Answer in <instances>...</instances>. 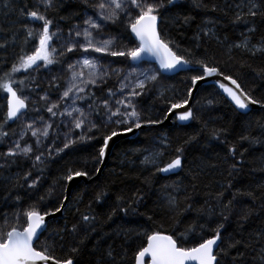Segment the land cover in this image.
I'll return each instance as SVG.
<instances>
[{"label": "snow or ice", "instance_id": "obj_1", "mask_svg": "<svg viewBox=\"0 0 264 264\" xmlns=\"http://www.w3.org/2000/svg\"><path fill=\"white\" fill-rule=\"evenodd\" d=\"M23 2V0H21ZM68 2L79 3L83 6L82 12L76 15L81 19L71 24L67 31L61 27L59 21H67V17L61 16L56 20L54 13L58 12V4ZM192 7L204 13H222L224 16L232 12L229 23L233 26L244 25V31L239 33L238 40L230 41L227 35H221L217 26L227 27L219 19L206 16L203 26L198 27L193 39L197 42L196 47L200 48V41L206 38L207 41H215L225 47L232 58V53L239 51L243 54L255 57L260 54L264 57V37L254 40L258 32L257 18L264 21V0H224V6L213 0H191ZM5 7H11L10 4ZM184 4L182 0H36L33 8H13L12 11L18 14L21 30L23 32V45L32 44L29 51L21 46L20 52L16 55L10 67L3 70L0 75V91L6 93V112L0 117V144L10 142L6 151L0 152V168L11 167L18 161H31V168L21 175L5 178L14 181L12 188L25 189L29 195L39 189L42 180V173L47 167V162L65 150L72 148L78 143L94 144V155L91 157L93 164L92 172L87 168L67 167L59 178L53 182L44 195H39L36 203H30L26 208L23 206V198L20 194L13 195L12 190L4 186L0 191V205L14 207L11 212L0 210V264H79L74 261L73 255L58 256L55 254V239L64 240V234L70 235L75 241L68 251L79 255L86 241L92 233H97L101 226V218L94 210L81 213L77 206L83 197L79 193L68 192V186L76 179L85 178L94 180L98 176L105 161L113 155L112 144L117 138L133 134L138 130L155 129L175 113L174 121L181 124L184 122L199 120V116L190 107L193 93L199 91L198 85L201 82L207 84L210 77H216L213 84L234 106L236 113L242 117H250L252 106H259L264 110V99H257L249 90L242 85L239 77H235L222 70L219 61L207 52L203 58L195 59L191 50L181 48L178 43L167 35L163 25L168 19L173 23L179 21L187 26L195 17L181 11ZM42 9V10H41ZM175 10V11H173ZM91 12V14H89ZM112 25H122L126 36L121 37L106 35L105 29ZM3 29H0L2 32ZM19 32H12L11 37L2 36L0 49H6L9 39L16 44ZM118 39H130L132 46L118 44ZM77 53L81 58L73 61L72 56ZM87 53L88 55H83ZM93 53L101 54L93 56ZM69 54H72L70 56ZM123 57L134 63L130 72L123 74L121 69H110L103 63V58ZM155 61L158 69L148 68L137 71L142 64ZM53 66H60L61 71H67V78L59 75H47L54 71ZM188 66H198L199 74L191 75L188 78L189 86L183 98L166 100L167 108L163 117L152 118L142 115L137 109V98L145 94L149 84H154L163 72H174L178 69H185ZM243 66V65H242ZM196 71L195 67L191 68ZM21 74V78H17ZM37 76L47 79V89L59 90V96L53 100L50 92L41 87ZM257 76L264 79V71L257 72ZM116 77L119 80L120 98L115 99L117 92L111 88L106 90L105 98L97 96V91H104V85L108 80ZM64 80V87L61 89L58 81ZM40 89V92L36 90ZM35 93L36 99L32 100ZM42 93V94H41ZM212 100L208 101L211 105ZM31 104V107H30ZM83 104V106H81ZM39 105V107L37 106ZM48 114L45 119L43 114L29 115L32 113ZM57 121H59L57 123ZM255 125L261 130V135L253 136L250 131L239 136L241 144L247 143L248 148L238 151L235 144H228L227 128H213L210 137L227 145V175L233 177L239 174L247 164H255L253 171L264 172V151L256 156L254 160H245V154L249 149L254 151L264 149V120H256ZM16 125L19 129L12 128ZM252 121H245V128L250 129ZM7 126V130H5ZM61 127L68 131L63 133L62 146L57 147L55 141L60 140ZM207 128V123L204 125ZM79 130L76 137L73 133ZM55 133V135H52ZM34 138L32 143L28 139ZM224 138V139H222ZM198 137L189 136L182 144L172 147L167 136L160 139L161 147L155 151H149L144 155L141 163L151 166L154 169L152 175L163 173H179L184 170L187 156L186 146L196 143ZM46 141L48 143H46ZM171 150L175 155L161 166V161L166 151ZM147 151V150H145ZM127 152L124 153L126 157ZM229 158L230 161L229 162ZM203 166L218 167V165ZM33 169L37 175H33ZM123 174V173H121ZM31 178V179H30ZM192 181L196 176L191 177ZM23 181V182H22ZM149 176H145L142 183L150 184ZM59 186L62 191L58 199V206L54 210L41 211L40 203L53 198L54 189ZM221 191L213 199L214 205L205 208H198L196 211L201 216V221L189 224L182 231H173L171 234L153 230L148 232L142 229L122 230L117 227L112 233H103L96 240L94 252L101 256L94 264H118L112 246L100 252L101 241L106 236L117 235L127 238L135 233L136 237H143L144 240L134 253V264H223L225 258H230L231 264H238L243 259L244 253L239 251L250 245L242 238H237L225 231V223L233 212L234 201L238 197H247L251 200L257 199L258 192L264 196V184H258L255 189L233 190L231 179L221 184ZM166 189L171 187L172 191L166 195V205L173 218L180 216L184 211L192 209L191 204H186L180 199L181 192L187 193V189L181 185H165ZM195 189V183L192 184ZM231 191V198L225 200V192ZM6 192V194H5ZM107 191L101 189L95 196L96 203H102L107 196ZM115 208L106 216L105 221H111L117 210L124 215L138 214L139 205L144 202V195L137 190L132 197L116 198ZM72 204L75 212L79 214V220L70 226L65 224L64 228L49 234L48 241H42L41 237L48 232L46 218L56 213L68 211V205ZM253 213L248 211L240 217L241 225L246 223ZM21 216L24 222L20 223ZM149 220L152 217H148ZM208 233L209 235H206ZM191 234L192 239H188ZM264 233L258 234L259 240ZM63 250L64 245L60 244ZM236 249V255L231 256L232 250ZM260 264H264V246L261 247ZM124 260V256L120 257Z\"/></svg>", "mask_w": 264, "mask_h": 264}, {"label": "trees", "instance_id": "obj_2", "mask_svg": "<svg viewBox=\"0 0 264 264\" xmlns=\"http://www.w3.org/2000/svg\"><path fill=\"white\" fill-rule=\"evenodd\" d=\"M35 2L36 0H23V2L21 0H0V29H3L0 32V37L8 36L10 38L13 31L20 33L16 44H13L11 39H9L8 47L0 49V75H2L3 70L10 67L16 55L20 52L21 46H24L26 51L32 48L31 43L23 45V32L19 17L12 9L24 7L25 4L31 9ZM182 2L184 7L181 11L195 17V19L187 26L182 25L179 21L173 23L171 19H168L163 25L167 35L174 39L182 49L191 50L195 59L203 58L206 49L208 53L219 61L222 70L235 77H239L246 90H249L257 99H264V79L257 76V72L264 71V57L260 54L252 57L235 51L232 53V58L229 59L227 49L217 44L214 40L209 42L204 38L200 41L201 47L197 48V42L193 39L198 27L203 26L206 16L219 19L223 24L227 25V27L217 26V31L222 36L227 35L230 41L238 40L239 33L244 31V25L233 27L229 23L232 16L231 11H229L228 16H224L219 12L204 13L194 9L191 0H182ZM213 2L219 3L221 7L224 6V0H213ZM229 2L231 3L233 0H229ZM236 2H239V0H236ZM8 4L11 7H5ZM57 7L58 12L53 15L57 21H59L61 16L67 17L66 22L59 21L65 31H67V28L71 24L80 21L81 17L77 16L76 13L82 12L83 6L79 3L68 2L62 5L58 4ZM89 13L91 14V12ZM257 26L259 30L253 37L254 40L264 37V21L257 18ZM105 33L106 35L118 38L121 37L122 33L125 36L127 35L122 25L109 26L105 29ZM0 42H3V40L0 39ZM118 44L130 47L132 46V41L130 39H118ZM69 55L72 56V54ZM80 55V53H77L72 58L77 59ZM103 59L105 60L104 63L109 65L111 69H121L123 73L132 66H135L133 62L123 57L105 56ZM144 66L156 69L155 66H149L148 64H144ZM192 67H195L197 70L192 71ZM53 68L54 71L47 75H59L65 78L69 75L66 70L61 71L60 66H53ZM196 74H199L198 66H188L184 71L173 75L161 73L159 79L154 84L148 85L145 94L137 98L138 111L142 115L151 116L154 119L157 117L162 118L164 110L167 108L166 100L183 98L189 86L188 78ZM17 78H21V74H17ZM37 80L41 82L42 88L50 92L52 99L59 96V90L47 89V79L37 76ZM58 83L61 89H63L64 80H60ZM108 88L117 91L119 80L117 78L109 79L107 84L104 85V91H97V96L101 97V99L105 98ZM36 91L40 92V89ZM5 97L6 93L0 91V117H3L6 112ZM35 99L36 95L33 93L32 100ZM209 100L213 101L211 105L208 104ZM192 108L199 116V120L190 121L187 125L183 126L176 122L173 126L159 125L152 130H142L139 136L133 140L119 141L112 151L113 155L110 156L108 164L101 173L95 176L94 180L82 181L72 189L71 194L79 193L83 197L82 201L77 205L80 212L89 211L88 206L91 204V210H94L101 218V226L97 233L91 234V237L86 241V246L82 248L79 255H74L68 251L75 242L73 238L68 234L61 233L64 235V240L61 241L59 237H56L54 241L56 244V255L61 257L73 255L74 261H79V264H94L96 260L101 258L98 252L93 251L96 246V240L105 232L112 233L117 227L122 230L142 229L148 232L159 230L169 234L173 231L182 232L189 224L201 221L202 218L196 209L207 207L206 201L208 204L214 205L215 201L213 197L222 190L220 185L226 183L227 180L231 179L233 190L241 189L246 191L255 189L258 184H264V172L258 169L253 171V168L256 167L255 164H247L239 174L228 177L227 164L224 162L225 157L228 155L227 145L210 137L211 129L227 128L229 132L226 138L228 144H235L238 151H242L244 148H248L249 145L246 142L241 144L238 139L239 136L246 134V131H250L253 136L261 135V130L254 122L256 120H264V110H254L250 117H242L236 113L231 103L213 85L200 88ZM46 115L48 117V114ZM249 120L253 122V125L250 129L246 130L245 121ZM205 123H207V128L204 127ZM12 128L19 131L14 124ZM5 130H7V126H5ZM66 131H68L67 128L61 127V139L55 141L57 147L62 146L63 133ZM78 132L76 131V134ZM52 135H55V133ZM164 136L168 137L173 148L182 144L189 136L198 137L196 143L186 146L187 161L184 170L177 175L169 177H164L161 173L152 175L154 169L151 166L146 167L141 163L144 155H147L149 151H155L161 147L159 141ZM26 139H28V143H32L34 140V138ZM9 143L0 144V152L6 151ZM46 143L48 142L46 141ZM97 143L98 141L78 143L72 148L65 150V152L54 155V158L47 162V167L41 174L42 180L38 191L32 192L29 195L25 194V189H13L12 183L14 181L10 182L5 178L15 177L17 173L22 175L24 171L31 168V161L21 160L11 167L0 168V191H4V186L7 185V189L12 190L13 195L20 194L22 196L23 206L26 208L30 203H36L39 195H44L52 188L53 182L59 178L67 167L87 168L91 173L93 168L91 157L95 153L93 145ZM261 151H264V149L258 148L255 151L249 149V152L245 154V160H254L256 156L261 154ZM125 152L128 153L126 157L124 156ZM174 155L173 151H166L161 161V166L167 163ZM202 161L206 162L207 165L215 164L218 167L203 166V170H201ZM229 162H231L230 158ZM0 163H3V161L0 160ZM33 175H37L34 169ZM193 175L196 176L194 182L191 179ZM145 176H149L150 184L142 183ZM193 183L196 185L195 189L192 187ZM165 185H181L186 188L187 193L181 192L179 196L182 201H185V195H187L188 199L184 203H181L180 207L183 209L186 204H191L192 209L184 211L180 216L173 218L167 209L165 199L167 193L172 191V188L166 189ZM101 189L107 191L108 194L103 199V202L98 204L95 202V196ZM137 190L144 195V202L139 205L138 214L130 213L129 215H124L117 210L116 215L111 221H105L106 216L115 208L118 196L130 198ZM61 191L62 189L56 186L53 198L40 203L42 212L45 210L52 211L58 206L57 198L60 196ZM230 198L231 191H226L225 200ZM68 209V211L63 212V216L60 219L50 223L48 232L44 233L41 237L42 241L53 243V241L48 239L50 233L54 235L55 231L62 230L65 224L70 226L72 223L78 222L79 214L75 212L73 205L69 204ZM0 210L11 212L14 210V207L11 205L8 207L0 205ZM248 211H251L253 214L246 223L241 225L240 217ZM149 216L152 217L151 220L148 219ZM23 222L24 217L21 216L20 223L22 224ZM2 223L3 221L0 219V224ZM225 231L237 238H242L250 245L247 248L239 249L244 255L243 259L238 261V264H260L259 254L261 247L264 246V237H261L259 240L256 237L258 234L264 233V196H261L258 192L257 199L255 200L247 197H238L234 201L233 212L225 223ZM187 235L188 239L191 240V234ZM206 235L209 234L206 233ZM143 240V237H136L134 232L127 240L117 235L106 236L101 241L100 252H103L111 245L118 264H134V253ZM60 244L64 245L63 250L60 248ZM236 252L237 250L233 249L230 255L235 256ZM121 256H124L123 261L120 260ZM223 264H231L230 258H225Z\"/></svg>", "mask_w": 264, "mask_h": 264}, {"label": "water", "instance_id": "obj_3", "mask_svg": "<svg viewBox=\"0 0 264 264\" xmlns=\"http://www.w3.org/2000/svg\"><path fill=\"white\" fill-rule=\"evenodd\" d=\"M146 63H148V64H152V65H154V66H156V68L158 69V64H156V62L153 60V61H149V62H146ZM187 68V67H186ZM185 68V69H186ZM185 69H178V70H176V71H174V72H163L162 70H161V73H164V74H169V75H173V74H178V73H180V72H182V71H184ZM217 78L216 77H210L209 78V80H208V82H207V84H205L204 82H201V84L200 85H198V88H199V90H200V88H202L203 86H214V84H213V81H215ZM219 90V89H218ZM220 91V90H219ZM199 91H197V92H194L193 93V97H192V102H191V104H190V107H193V104H194V100H195V97H196V95H197V93H198ZM221 92V91H220ZM225 96V95H224ZM228 100V99H227ZM229 101V100H228ZM230 102V101H229ZM254 110H260V107L259 106H252V111H254ZM175 113H173V115L172 116H170L169 117V119L168 120H166V121H164V123L163 124H161L162 126L163 125H168V126H173L174 124H175V122H177L179 125H187L189 122H184L183 124H181L180 122H178V121H174V117H175ZM160 125V126H161ZM145 130V129H144ZM142 130H138V131H136L135 133H133V134H128L127 136H123V137H119V138H117L116 139V141L112 144V151H113V149H114V147L116 146V144L119 142V141H121V140H133V139H135V138H137L138 136H139V134H140V132H141ZM110 158V157H109ZM109 158L105 161V164H104V166L102 167V170L104 169V167L108 164V162H109ZM180 173V172H179ZM162 174V176H164V177H169V176H173V175H177V173H168V174H163V173H161ZM82 181H88L87 179H85V178H79V179H76V180H74L69 186H68V192H69V194H71V191H72V189L74 188V187H76L80 182H82ZM63 216V213H56L54 216H49V217H47L46 218V224H48V226L50 225V223L52 222V221H55V220H57V219H60L61 217Z\"/></svg>", "mask_w": 264, "mask_h": 264}, {"label": "rangeland", "instance_id": "obj_4", "mask_svg": "<svg viewBox=\"0 0 264 264\" xmlns=\"http://www.w3.org/2000/svg\"><path fill=\"white\" fill-rule=\"evenodd\" d=\"M90 14V13H89ZM83 55H87V53H84ZM93 56H100L101 54H98V53H93L92 54ZM78 58H81V55H80V57H78ZM77 58V59H78ZM73 59V58H72ZM75 59H73V61H74ZM109 66V65H108ZM149 66H151V65H149ZM110 67V66H109ZM133 67H136V66H132L130 69H128L125 73H123V74H127L128 72H130L131 70H132V68ZM148 68H151V67H148V66H144V64H142L139 68H137V71H140L141 69H148ZM111 69V68H110ZM113 78H116V77H113ZM112 79V78H111ZM120 86V85H119ZM119 89V88H118ZM117 92V94H116V97H115V99H118V98H120V93L118 92V91H116ZM55 99H57V98H55ZM55 99H53V100H55ZM39 107V106H38ZM40 114H43L44 116H45V119H47L48 117H47V115H46V113H44L43 112V110L41 109V113H32V112H30V114L29 115H32V116H35V115H40ZM76 131H79V130H76ZM76 137V132H74L73 133V138H75Z\"/></svg>", "mask_w": 264, "mask_h": 264}]
</instances>
